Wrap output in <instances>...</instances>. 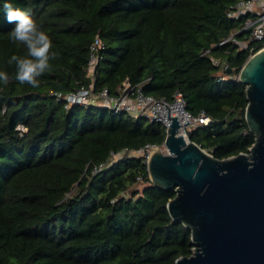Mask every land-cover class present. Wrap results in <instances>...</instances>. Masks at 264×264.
Segmentation results:
<instances>
[{"label":"trees","instance_id":"1","mask_svg":"<svg viewBox=\"0 0 264 264\" xmlns=\"http://www.w3.org/2000/svg\"><path fill=\"white\" fill-rule=\"evenodd\" d=\"M237 1L0 0V71L13 77L0 85V264H174L191 254L190 229L167 209L174 188L153 185L144 154L128 151L161 146L164 125L100 105L67 107L53 92L89 86L98 35L95 90L114 94L125 80L155 97L179 90L191 114L210 118L189 141L218 159L247 152L255 135L238 73L261 42L237 32L245 16H228ZM5 2L31 9L58 54L38 88L15 82L7 63L27 49L10 37ZM233 33L244 45L219 44ZM213 58L230 68L222 79Z\"/></svg>","mask_w":264,"mask_h":264},{"label":"water","instance_id":"2","mask_svg":"<svg viewBox=\"0 0 264 264\" xmlns=\"http://www.w3.org/2000/svg\"><path fill=\"white\" fill-rule=\"evenodd\" d=\"M238 78L246 84L245 120L255 135L247 152L215 158L177 133L180 122L171 115L167 152L154 149L147 160L152 184L175 190L166 204L171 218L191 231V254L174 264H264V46Z\"/></svg>","mask_w":264,"mask_h":264},{"label":"built area","instance_id":"3","mask_svg":"<svg viewBox=\"0 0 264 264\" xmlns=\"http://www.w3.org/2000/svg\"><path fill=\"white\" fill-rule=\"evenodd\" d=\"M245 16L244 23L237 32L245 31L247 39L261 42V47L264 46V1L263 0H238L233 8L228 12L231 18ZM236 33L231 34L227 38L221 40L219 44L226 40L232 39L240 46L244 45L243 41L235 37ZM246 44V43H245ZM103 41L98 35L94 37L89 46V60L87 65V75L91 80L89 86H82L75 91L67 93L53 92L57 100H63L65 106H70L74 103L100 105L109 108L114 113L127 112L133 117H144L151 121H159L164 127L165 131L169 126L171 115H176L180 125L177 133L182 134L188 140V132L199 124H206L210 118L204 113L198 115L191 114L187 108L183 94L179 90H175L170 99L164 97H155L146 94L142 91L140 85H133L128 80L122 82L117 87L116 93H109L106 87L95 90L93 88L94 71L99 59L98 51L103 47ZM208 49L205 50V52ZM252 54V53H251ZM213 62L218 65V77L223 78L225 69L228 68L227 62L219 58H213ZM186 123L182 124L186 120ZM157 145L147 144L141 148L146 162L152 153V148ZM161 146H164L162 143ZM160 147V146H157ZM165 147V146H164ZM130 154L138 151L128 150ZM115 156V154H114ZM102 164L95 167L94 170L100 169Z\"/></svg>","mask_w":264,"mask_h":264},{"label":"clouds","instance_id":"4","mask_svg":"<svg viewBox=\"0 0 264 264\" xmlns=\"http://www.w3.org/2000/svg\"><path fill=\"white\" fill-rule=\"evenodd\" d=\"M3 11L7 22L14 24L10 31L12 41L27 49L26 55H12L7 61L9 65H15L14 81L38 88L41 77L51 69V61L58 55L53 50V41L44 26L34 18L31 9L13 7L12 3L5 2ZM12 82L13 77L8 72L0 71V85L7 87Z\"/></svg>","mask_w":264,"mask_h":264},{"label":"rangeland","instance_id":"5","mask_svg":"<svg viewBox=\"0 0 264 264\" xmlns=\"http://www.w3.org/2000/svg\"><path fill=\"white\" fill-rule=\"evenodd\" d=\"M125 114L127 115L128 113H125ZM147 120H148V119H147ZM157 148L161 149L163 152H167V150H166V148H165L164 146H160V147L155 146V149H157ZM151 150H152V149H151ZM142 153H143V151H142V152L138 151V152H136V155H137V154H142ZM138 186L141 187L142 185L139 184Z\"/></svg>","mask_w":264,"mask_h":264},{"label":"bare ground","instance_id":"6","mask_svg":"<svg viewBox=\"0 0 264 264\" xmlns=\"http://www.w3.org/2000/svg\"><path fill=\"white\" fill-rule=\"evenodd\" d=\"M154 149H155V148L153 147V148H152V151H153Z\"/></svg>","mask_w":264,"mask_h":264},{"label":"crops","instance_id":"7","mask_svg":"<svg viewBox=\"0 0 264 264\" xmlns=\"http://www.w3.org/2000/svg\"><path fill=\"white\" fill-rule=\"evenodd\" d=\"M264 1V0H263Z\"/></svg>","mask_w":264,"mask_h":264}]
</instances>
